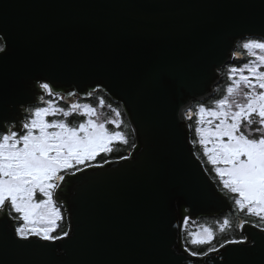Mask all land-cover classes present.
<instances>
[{
  "label": "water",
  "instance_id": "water-1",
  "mask_svg": "<svg viewBox=\"0 0 264 264\" xmlns=\"http://www.w3.org/2000/svg\"><path fill=\"white\" fill-rule=\"evenodd\" d=\"M240 3L0 0V32L11 42L7 55L0 54L9 87L0 117L19 122L26 107L45 98L38 77L55 81L53 92L67 101L89 98L100 84L124 108L135 137L126 160L67 173L56 189L74 236L71 264H153L174 259L169 251L180 264H259V250L231 252L245 245L227 246L223 260L218 257L225 249L208 258L188 257L182 240L186 218L234 210L195 151L186 110L213 95L236 51L233 34L258 30V9ZM7 212L0 210V225ZM7 224L9 231L15 227ZM250 224L240 232L257 231ZM3 259L13 264L19 256L9 251Z\"/></svg>",
  "mask_w": 264,
  "mask_h": 264
},
{
  "label": "snow or ice",
  "instance_id": "snow-or-ice-1",
  "mask_svg": "<svg viewBox=\"0 0 264 264\" xmlns=\"http://www.w3.org/2000/svg\"><path fill=\"white\" fill-rule=\"evenodd\" d=\"M238 6L258 9V30L233 34L238 38L233 48L242 51L234 50L233 62L222 69L228 81L225 94L208 105L198 104L195 111L188 108L186 116L189 120L197 117V140L193 143L201 146L222 188L234 194L235 210L256 218L250 227L257 231H245L240 239H225L216 247L215 229L204 228V235L191 234L188 241L198 250L187 247L184 252L188 257L208 258L225 249L218 257L223 260L229 253L227 246L245 245L231 252L251 254L259 250V264H264V0H242ZM10 43L7 34L0 32L2 56L7 55ZM242 54L249 59L237 65L235 61ZM37 80L39 90L49 99L41 95L24 109L26 116L19 122L0 117V210L7 208V220L15 225L11 231L7 220L0 225V264H5L3 257L9 251L19 256L13 264H71L67 258L74 236L61 228L63 216L53 199L55 189L64 181L62 173L82 171L79 165L112 152L114 143H128L124 132L106 126L119 129L118 120L99 121L94 118L96 108L88 103L59 107L52 90L55 81L49 77ZM25 84V80L20 81L21 86ZM100 87L96 85V89ZM8 95L7 80L0 72V102L8 103ZM83 95L88 97L91 92ZM100 103L103 105L102 98ZM74 113L86 117L78 126L68 119ZM116 116H120L118 111ZM247 223L239 226L243 229ZM230 225L229 219H223L219 231ZM169 256L174 259L153 264H180L174 252L169 251ZM205 264L212 262L205 259Z\"/></svg>",
  "mask_w": 264,
  "mask_h": 264
},
{
  "label": "trees",
  "instance_id": "trees-1",
  "mask_svg": "<svg viewBox=\"0 0 264 264\" xmlns=\"http://www.w3.org/2000/svg\"><path fill=\"white\" fill-rule=\"evenodd\" d=\"M236 51H242V50L236 48ZM248 59H249V57H247L246 54H242L236 59L235 63H237V65H239L241 63L246 62ZM232 62L233 61H231L230 63H232ZM226 66H224L222 69H224ZM222 69H221L220 81L216 85L213 95H211L209 98H207L205 100L195 101L193 103V105L190 107L193 109V111L196 110V106L198 104L208 105L211 102L215 101L216 99L220 98L222 95L225 94L224 90L226 88L228 81H227L226 72L223 71ZM101 98L103 99V105H101V103H100ZM79 101L82 104L88 103V104L92 105L94 108L100 109L102 112L103 122L111 121V119L113 117L118 118L119 119L118 121L120 122V128L119 129H116L115 125H112V124H107V127H109L110 130H114V131L119 130V131L124 132V134L128 140L127 144H124L122 142L114 143L112 146L113 147L112 152L102 153L99 156H97V158L95 160L86 162V164L90 165V164H94V163H105L110 159H119L121 157L130 155V153L132 152V150L136 146V141H135V137H134L131 125H130V121H129L128 116H127L124 108L122 107V105L120 103L114 101L107 93H105L101 89L92 92V95L89 98L80 99ZM56 103L59 107H63V108L68 107V104L66 106V104L61 100H57ZM117 111L120 113L121 118H120V116L119 117L116 116ZM56 118L59 119L62 117H56ZM68 119L73 125L78 126V124L81 121H83L85 119V117L80 115V114L74 113ZM196 119H197L196 116H193V118L191 120L188 119V124L190 127V133H191L192 141L197 140V134L195 131V129L197 127ZM194 148H195L197 155L202 159V161H203L206 169L210 173V175L216 180L219 187L226 194L229 195V197L233 203L234 194H232V193H230L227 190H224L222 188V185H220L219 179L216 176L212 165H210L209 162L207 161V158L204 157L203 150H202L201 146L198 143H194ZM78 167L83 168L84 166L82 164V165H79ZM71 171H75V170H71ZM62 216H63V220L60 222L61 228L64 230H69L70 224L68 221V215L64 209H62ZM225 218H227L231 221V225L224 232H220L219 231V225L222 223L223 219H225ZM240 219L250 221L252 223L257 222L255 217H249L246 215L245 212H239V211L235 210V208L233 211H226L220 215H216V216H212V217L211 216H200L197 220L186 218L184 223H183V227H182L183 243L186 247H191L193 250H198V246L190 245L188 243V241L192 238L191 234H197V231L204 229V228L215 229L216 239L213 241V245L216 247H219V243L224 242L225 239H240L242 237V233L239 232V227H238Z\"/></svg>",
  "mask_w": 264,
  "mask_h": 264
},
{
  "label": "rangeland",
  "instance_id": "rangeland-1",
  "mask_svg": "<svg viewBox=\"0 0 264 264\" xmlns=\"http://www.w3.org/2000/svg\"><path fill=\"white\" fill-rule=\"evenodd\" d=\"M55 97H63V98H65L64 94H55ZM47 98H48V95H47ZM48 99H49V98H48ZM79 100H80V99H79V96H77V100H76V102H79L80 104H82ZM96 112H97V117H94V118H98L99 121L103 122V119H102V112H101V110H100V109H96ZM120 118H121V116H120ZM85 119H86V117H85ZM85 119H84V120H85ZM84 120H83V121H84ZM111 120H119V119L113 117ZM81 122H82V121H81ZM106 126H107V125H106ZM204 157H205V156H204ZM94 164H95V163H94ZM209 164H210V163H209ZM85 165H87V164H86V163L83 164V166H85ZM210 165H211V164H210ZM221 166H222V165H221ZM212 167H213V165H212ZM62 174H63V173H62ZM56 189H57V188H56ZM56 189H55V191H54L53 199H54V201H55V203H56V206L59 207V209H60V211H61V213H62V209H64V210L66 211V208H65L64 205L59 204V203L56 201V199H55V192H56ZM239 225H240V223L238 224L239 232H240L241 227H240ZM197 234L200 235V236L204 235L203 229L197 231Z\"/></svg>",
  "mask_w": 264,
  "mask_h": 264
},
{
  "label": "flooded vegetation",
  "instance_id": "flooded-vegetation-1",
  "mask_svg": "<svg viewBox=\"0 0 264 264\" xmlns=\"http://www.w3.org/2000/svg\"><path fill=\"white\" fill-rule=\"evenodd\" d=\"M77 96H78V95H76L75 98H74L72 101H67L65 98L60 99V97H54V99H55V102H57V100H61V101H63V102L66 104V106H67V104H68V106H69L71 103L76 102V100H77ZM44 99H45V100L48 99V98H47V94L45 95V98H44ZM79 99H83V98H81V97L79 96ZM65 104H64V105H65ZM30 106H32V105H30ZM30 106H29V107H30ZM71 172H73V171L65 172V173H63V175H65V174H67V173H71Z\"/></svg>",
  "mask_w": 264,
  "mask_h": 264
},
{
  "label": "built area",
  "instance_id": "built-area-1",
  "mask_svg": "<svg viewBox=\"0 0 264 264\" xmlns=\"http://www.w3.org/2000/svg\"><path fill=\"white\" fill-rule=\"evenodd\" d=\"M127 156H129V155H127ZM101 164H104V163H95V164H90V165H86V166H84V168H86V167H88V166H97V165H101ZM82 169V168H81ZM66 208V212H67V207H65ZM68 214V213H67ZM70 229V228H69ZM69 231V230H68ZM185 246V245H184ZM186 247V246H185ZM187 248V247H186Z\"/></svg>",
  "mask_w": 264,
  "mask_h": 264
}]
</instances>
